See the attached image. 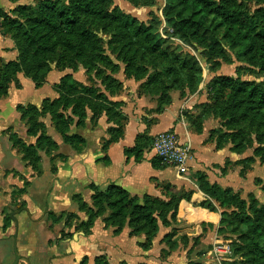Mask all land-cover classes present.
I'll return each instance as SVG.
<instances>
[{"label": "rangeland", "instance_id": "374dc122", "mask_svg": "<svg viewBox=\"0 0 264 264\" xmlns=\"http://www.w3.org/2000/svg\"><path fill=\"white\" fill-rule=\"evenodd\" d=\"M23 1L27 2L25 4H32L30 0ZM137 1L139 4L132 6L125 0H113L112 8L117 7L138 22L151 25L166 41L170 59L163 60L148 55L134 57L128 68V76L124 70L132 57L131 53L123 49V42L115 34L113 27L95 23L91 29L97 34L98 39L96 49L90 53L94 57L91 63L83 64L82 60H86L85 57H74L61 48H57L48 56L50 70L46 73V83L48 74L56 70V67L60 77L50 84L53 93L46 86V99L54 100L65 95V92L59 91L57 87L68 73L71 78H73L72 74L76 77L74 80L80 79L93 87L96 94L103 97L100 99L101 103L87 97L83 98V101L94 110L101 107L113 109L110 104L113 102H119L121 106L123 102L116 98L123 92L125 86L128 92L134 87L137 96H149L156 102L155 108L145 110L146 115L158 109L163 112L171 105L173 96L177 102H180L178 116L183 117L190 130L200 127L202 129L204 124H208L207 127L210 128L208 133L211 132L208 141L215 145L217 140L222 149L226 148L230 151L232 145L227 141L230 138L219 136L229 132L219 115L226 114L223 112L226 109L222 110L225 108V98L220 100L211 91L210 81L215 76H230L243 81L261 82L264 81V73L240 61L233 51L226 49L224 59L174 36L172 30L165 26L162 17L165 0H154V5L151 7L141 6L143 0ZM238 2L250 13L264 10L262 2L255 0H238ZM175 56L178 59L172 61ZM182 62L186 63L185 67H182ZM134 75L139 78L135 79ZM127 81H130L131 85H125ZM182 101H190V107H186ZM14 111L18 113L16 107ZM120 111L122 112L121 108ZM18 117L19 120L17 117L9 119L13 123L0 132V264H10L13 261L14 233H16V253L19 256L17 264H79L83 258L87 260V264H94V258L99 256H102L108 264L121 262L204 264V256L211 254L212 245L218 241L232 247L231 257L234 260L232 263L241 264V261L245 260V264H250V258L257 260V256H262L259 263L264 264V239L252 244L254 237L243 222L247 218H254L253 208L258 210L264 207V124L248 120L238 122L235 128L242 132V137L245 136L244 148L238 153L227 152L228 156L221 166L208 167L210 171L217 168L218 172L215 175L220 180V185H217L226 190L225 204L220 205L215 200L202 202L205 199L203 194V199L191 201L192 194L188 197L190 191L181 190L183 196L179 199L176 210L178 225L171 226V228H179L178 234L169 242L166 240L163 242L164 235L155 239L159 244L157 249H153V238L149 248L137 246L139 248L137 249L136 246L131 245L127 248V253L122 255L119 252L111 254L109 250L111 242H114L111 238L112 234L98 243L95 237L91 236V232L84 235V232L77 230V223L85 219L84 214L79 212L78 205L80 202L91 205V194L89 196H84L85 192H82V195L78 194L81 193L80 190L61 186L46 177L48 167L49 172L53 173L51 168L65 157L63 154L73 151L70 146L62 143L64 145L62 150L60 151L58 147V150L50 156L37 152L39 175L42 173L44 175L35 183H29V178L37 174L22 161L24 151L18 146H12L10 134L15 133L25 146L33 145L35 138L26 135V120H21L19 113ZM37 120L44 125L47 134L55 136L51 126L53 120L49 114ZM71 129L70 133H72ZM223 153V151L217 152L218 155ZM58 154L62 157L57 158ZM195 174L191 175L194 179ZM206 179L208 181L207 176ZM194 182L197 186L196 179ZM76 196L80 197V201ZM160 198L168 200L167 197ZM23 209L26 211L22 212ZM10 214L17 222L16 227L9 218ZM171 228H167L168 232ZM143 241L144 236H142ZM235 250L239 254H235ZM142 258L146 263L141 261Z\"/></svg>", "mask_w": 264, "mask_h": 264}, {"label": "trees", "instance_id": "16d2710c", "mask_svg": "<svg viewBox=\"0 0 264 264\" xmlns=\"http://www.w3.org/2000/svg\"><path fill=\"white\" fill-rule=\"evenodd\" d=\"M30 1L32 4L17 5L9 14L0 13L1 34L13 41L18 54L14 61L0 60V99L8 96L11 84L19 88L16 78L18 73L29 78L36 88L40 87L46 78V73L50 70L48 56L57 48L77 58L85 57L86 60H82L83 64L91 63L94 57L90 53L96 49L98 39L97 34L91 29L95 23L113 27L115 34L123 42V49L131 53L132 57L124 70L128 76V68L134 57L148 55L163 60L170 59L166 41L158 35L157 31L151 25L138 22L117 7L112 8L113 0ZM125 1L132 6L139 4L137 0ZM165 1L162 17L165 26L172 30L174 36L224 59L226 49L233 51L240 61L264 73V10L250 13L238 0ZM255 1L264 3V0ZM140 5L151 7L154 5V0H143ZM177 59L178 57L175 56L172 61ZM181 65L185 67L186 63L182 62ZM134 78L137 79L139 76L134 75ZM57 89L64 91L65 95L54 100L45 98L39 107L16 106L20 119L26 120V135L35 140L33 145L25 146L21 139L12 133L10 141L12 146H18L24 151L22 161L26 162L37 176H40L37 168V152L50 156L59 147L45 132L44 125L37 120L38 118L49 114L53 120L51 126L55 133L60 137L61 142L70 146L74 152H80L85 146V141L78 134L70 133L72 127L82 128L87 119L91 125H94L99 117L104 115L106 122L111 124L106 129L108 138L101 147L105 151L110 144L122 138L127 121L120 111L122 105L120 106L119 102L110 103L113 109L99 106L100 109L94 110L89 107L83 101L84 97L98 102L103 97L98 96L93 87L74 80L69 74L62 78L61 85ZM210 89L220 100L225 98V108L222 110L226 109L223 111L226 114L219 115L229 132L219 136L229 137L227 141L232 145L229 150L238 153L244 148L245 136L242 137V132L236 129L235 125L247 120L264 124V81H243L230 76H215L210 81ZM150 112L160 114L162 110ZM201 131V127L193 130L197 134ZM210 134L211 132L208 133L207 141L211 137ZM152 140L153 137L149 136L147 131L137 134L133 146L123 149L124 156L139 162L143 159L144 151L147 152L151 147ZM214 148L220 150L223 147L216 140ZM61 157L58 154L57 158ZM150 164L153 168L165 167L154 158L150 159ZM51 169L54 171L53 167ZM195 176L197 188L205 197L202 202L215 200L220 205L226 203L225 189H221L215 183H209L202 172H197ZM156 187L160 189L162 197H167V201L149 195L141 197L130 195L126 190L115 185H108L103 190H99L92 184L89 185L91 205H86L84 202L78 205V210L84 214L85 219L77 223V230L88 235L94 222L101 219L103 228L112 229L113 236H118L124 228H127L129 237L144 236V241L138 244L139 247L149 248L152 239L157 235L159 226L171 228L178 225L176 210L179 199L183 196L181 193L183 191H176L169 184H159ZM190 194L191 192L188 193V197ZM79 198L76 196V199L79 200ZM252 210L254 218H247L243 222L254 237L251 243L256 244L264 239V207ZM178 229L171 228V231L164 235L163 242L165 240L169 242L178 234ZM230 250L232 252V247ZM236 251H234L235 254H239ZM257 257V260L250 258L249 263L257 264L263 258ZM245 263V260L241 261V264ZM79 264H87V260L83 258ZM94 264H108V262L99 256L94 258Z\"/></svg>", "mask_w": 264, "mask_h": 264}, {"label": "crops", "instance_id": "0c3cea01", "mask_svg": "<svg viewBox=\"0 0 264 264\" xmlns=\"http://www.w3.org/2000/svg\"><path fill=\"white\" fill-rule=\"evenodd\" d=\"M27 3L23 0L13 2L11 0H0V13L9 14V12L17 5ZM1 18V17H0ZM17 51L14 47L13 41L6 35L0 37V60L3 62L14 61L17 58ZM70 74V73H68ZM73 79L76 78L72 74ZM60 77L58 70H52L47 76L43 84L36 88L32 81L25 77L22 73L16 75L19 88L11 84L8 89V96L0 99V132L11 125L13 122L9 119L18 117L15 107L17 105H33L39 107L42 100L46 98V86L51 93L52 87L50 84L56 82ZM50 79V82H49ZM76 80V79H75ZM81 83H85L77 79ZM76 80V81H77ZM130 81L125 82V85H131ZM48 84V85H47ZM133 94V95H132ZM116 99L123 102L121 109L127 121L123 128V136L117 142L110 144L105 151L101 149L102 143L108 138L106 129L111 126L106 122V117L101 115L96 124L91 125L89 119L85 121L82 128H72L71 132L81 136L85 141V146L80 152L70 150L64 153L65 157L59 160L54 167L53 173H48L46 170V177L52 179L54 183L61 186L71 187L76 190L85 192L84 196H89L91 191L86 188L88 185H94L99 190L105 189L108 185H115L126 190L130 195L141 197L149 195L154 197H162L160 189L156 187L159 184H169L175 188L176 191L188 190L192 191L191 201L195 199H203L202 193L198 190L195 179L192 178L197 172H203L210 183L220 185V180L215 173L217 168L211 169L208 167L221 166L226 159L228 151L225 149L216 150L214 145L207 141L208 131L210 128L208 124H204L201 133H194L187 126L188 124L183 117L178 116V106L180 102L172 96L171 105L166 107L160 114L149 112L146 115L145 110L155 108V103L149 96H137L135 88L132 87L129 92L125 86L123 92ZM186 107L189 106L190 101H182ZM190 107V106H189ZM174 131L181 142L187 143L191 148L193 159L188 163V170L185 175L178 176L172 168L159 167L153 168L150 164L149 157L144 154L143 159L139 162H134L133 158L127 159L123 154L124 148L132 147L134 139L137 134L147 131L149 136L166 131ZM59 145L60 151L64 146L60 137L55 133L54 137L48 134ZM224 152L218 155L217 152ZM61 153V152H60ZM216 153V154H214ZM230 156V155H229ZM215 159V160H213ZM49 166V165H48ZM29 178V183L33 184L36 180L43 177ZM47 180V179H46ZM42 181V180H41ZM74 194V193H73ZM72 194V195H73ZM71 195V196H72ZM70 196V197H71ZM190 201V202H191ZM83 219V218H82ZM169 230L163 226H159L158 233L154 238L153 249H157L155 239L165 235ZM112 234V229L103 230L101 219H97L91 229V236L97 242L106 240V237ZM114 242H111V254L114 252L127 253V248L137 246L142 242V236L129 237L128 229L124 228L118 236L111 237ZM125 256V255H124ZM143 263H146L142 258Z\"/></svg>", "mask_w": 264, "mask_h": 264}, {"label": "built area", "instance_id": "2783aa9c", "mask_svg": "<svg viewBox=\"0 0 264 264\" xmlns=\"http://www.w3.org/2000/svg\"><path fill=\"white\" fill-rule=\"evenodd\" d=\"M0 18V37H1ZM149 159H156L160 165L172 168L178 176L185 175L188 163L193 159L191 148L187 143L180 141L178 135L172 130H166L153 136L151 147L146 152ZM204 264L232 263L231 250L228 244L218 241L212 245L210 255L204 256Z\"/></svg>", "mask_w": 264, "mask_h": 264}, {"label": "water", "instance_id": "95a60500", "mask_svg": "<svg viewBox=\"0 0 264 264\" xmlns=\"http://www.w3.org/2000/svg\"><path fill=\"white\" fill-rule=\"evenodd\" d=\"M12 217V214L9 215V218ZM14 226H17V222L15 219L12 220ZM15 239H16V233L13 234V243H12V250H13V261L10 262V264H17L18 260H19V256L16 253V247H15Z\"/></svg>", "mask_w": 264, "mask_h": 264}, {"label": "flooded vegetation", "instance_id": "af4514ba", "mask_svg": "<svg viewBox=\"0 0 264 264\" xmlns=\"http://www.w3.org/2000/svg\"><path fill=\"white\" fill-rule=\"evenodd\" d=\"M20 210H21V209H20ZM24 211H26V209H23V210H22V212H24ZM17 212H18V210H17ZM15 213H16V211H15ZM10 219H11V221H12L14 218L11 217ZM12 222H13V221H12ZM12 239H13V237H12Z\"/></svg>", "mask_w": 264, "mask_h": 264}]
</instances>
